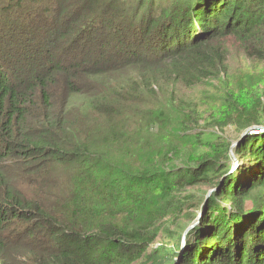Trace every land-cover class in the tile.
I'll return each mask as SVG.
<instances>
[{
    "label": "trees",
    "instance_id": "trees-1",
    "mask_svg": "<svg viewBox=\"0 0 264 264\" xmlns=\"http://www.w3.org/2000/svg\"><path fill=\"white\" fill-rule=\"evenodd\" d=\"M263 29L264 0H0V262L173 264L198 214L177 224L187 189L210 182L177 264H264V131L238 141L231 172L222 144L175 164L179 145L149 131L172 116L133 111L152 83L215 77L213 42ZM226 99L225 124L264 126L260 95ZM161 232L171 252L148 250Z\"/></svg>",
    "mask_w": 264,
    "mask_h": 264
},
{
    "label": "rangeland",
    "instance_id": "rangeland-1",
    "mask_svg": "<svg viewBox=\"0 0 264 264\" xmlns=\"http://www.w3.org/2000/svg\"><path fill=\"white\" fill-rule=\"evenodd\" d=\"M213 44L219 48L225 58L224 67L215 77L191 86L184 84L177 77L170 81L160 80L152 83L144 90L149 92V95L144 96L142 91L140 98L133 105V111L138 120H142V124L143 121L149 124L148 118H159L163 108L172 116L170 123L162 125L158 121L155 125L149 126V131L179 145L181 156L180 160H175V164L181 163L184 159L193 160L203 153L213 154L214 149L220 148L222 144L228 147L225 162L230 159L229 172H231L241 164L234 153L238 142L235 146H231L233 142L240 140L241 129L233 123L225 124L222 121L226 112V98L234 91L241 98L260 95L264 99V55L259 54L264 52V29L259 30L254 36H227ZM178 110H183L185 113L179 114ZM180 116L188 119L185 126L179 124ZM127 136L144 135L142 130L136 133L134 130ZM172 136H176V139L174 140ZM126 150L130 152L131 149ZM211 189L213 186L210 182L187 189L196 195V199L188 212L179 216L178 225L186 226L190 222L202 207L199 199L206 196ZM188 213L191 215H187ZM171 226L175 227V225ZM177 234L182 236L183 230ZM175 236L173 240H167L165 233H159V237L148 250L159 248L162 244L164 249H169L171 252L175 249L177 235ZM116 258L115 255L110 254L96 259L91 264H116ZM1 261V264H25L19 252L14 250L9 251Z\"/></svg>",
    "mask_w": 264,
    "mask_h": 264
},
{
    "label": "water",
    "instance_id": "water-1",
    "mask_svg": "<svg viewBox=\"0 0 264 264\" xmlns=\"http://www.w3.org/2000/svg\"><path fill=\"white\" fill-rule=\"evenodd\" d=\"M255 130V131H254ZM258 131H264V126L263 125H251V126H247L246 128L242 129L241 130V135H240V139L247 133V132H258ZM239 140L235 141L232 143L231 146H235L236 143L238 142ZM214 189H211L207 192L206 196H205V199L209 196V194L213 191ZM204 199V200H205ZM201 214V210H199L195 220L191 221L189 223V225L184 229L183 231V234H182V237H181V244H180V250L178 252V256L174 259V263L173 264H177L178 263V260H179V256L181 254V249H182V246L184 244V240H185V235L186 233L193 227L195 226L197 223H198V219H199V216Z\"/></svg>",
    "mask_w": 264,
    "mask_h": 264
}]
</instances>
